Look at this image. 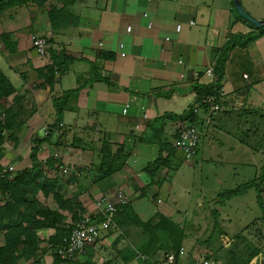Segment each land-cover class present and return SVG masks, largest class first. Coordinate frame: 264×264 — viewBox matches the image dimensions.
Segmentation results:
<instances>
[{
    "label": "crops",
    "instance_id": "crops-1",
    "mask_svg": "<svg viewBox=\"0 0 264 264\" xmlns=\"http://www.w3.org/2000/svg\"><path fill=\"white\" fill-rule=\"evenodd\" d=\"M241 3L253 18L264 20V0ZM255 33L239 18L233 0H37L34 5L3 12L0 55L6 63L0 68L10 86L8 105L4 106L21 128L5 144L1 165L3 169L13 168L8 175L14 179L15 174L33 166V148L37 147L40 162L58 160L45 169L48 177L57 179L58 194L80 205V209L72 206L71 212L60 210L52 196L45 198L40 193L35 207L28 212L45 208L60 211L65 217L60 228L68 230L82 216H95L105 195L122 193L142 222H157L156 215L174 222V215L165 212L167 200L161 195L172 190L166 183L179 152L154 178L145 169L160 157V143L173 146L179 128L189 123L186 118L173 117L187 114L196 104L193 87L214 84L215 76L210 79L205 71L217 66L218 52L233 35ZM33 34L49 41V59H43L33 49ZM52 50H66L83 60L56 71L49 83L47 67L53 64ZM11 72L16 74L15 80L9 76ZM80 86L79 94L66 105L62 123L56 126L54 100ZM222 88L228 100L194 159H204L206 140L213 139L221 146L230 142L235 171L245 172L252 167L261 172L264 146L256 149L261 124L255 118L260 115L261 122L264 121V33L245 48L238 47L229 54ZM169 93L171 96L166 97ZM126 105L130 108L124 113ZM165 115L171 117L162 118ZM200 115L204 117L202 112ZM104 146L112 154L123 148L126 158L124 169L111 177L103 176L99 170ZM161 155L166 158L168 151ZM126 177L130 179L125 180ZM257 178L258 175L246 176L242 184ZM8 199V193L0 192V206ZM206 199L202 189L196 199L199 208L209 204ZM218 199L222 204V199ZM143 200L151 201L152 207L143 205ZM206 212L207 216L195 214L191 222L197 229L192 237L209 233V251L199 258L209 255L219 264H264V214L256 218L254 227L247 226L230 235L222 228L229 221L228 216L218 209ZM130 219L125 218L115 229L105 232L74 263L86 262L90 249L95 253V264H144L132 257L143 247L153 259L168 253L167 232L154 230L151 234ZM186 225L184 222L180 226L184 249ZM56 232L45 227L36 230L40 254H52L50 239ZM213 236L217 237V251L213 249ZM0 245H5V231H0ZM192 249V254L184 259L187 263L198 257L194 254L196 246Z\"/></svg>",
    "mask_w": 264,
    "mask_h": 264
},
{
    "label": "trees",
    "instance_id": "trees-1",
    "mask_svg": "<svg viewBox=\"0 0 264 264\" xmlns=\"http://www.w3.org/2000/svg\"><path fill=\"white\" fill-rule=\"evenodd\" d=\"M37 0H0V15L12 8L31 6L34 5ZM239 15V14H238ZM239 18L244 21L247 25L251 26L256 33L248 35H233L230 41L218 52L219 58L217 61V66L215 70V82L209 86L205 85H195L193 91L197 95L196 104H194L187 112V114L173 117L177 120L186 118L189 120V123H195L199 118L194 114V107L198 105L199 107L206 109L204 104V99L209 95L217 92L222 88V81L225 77L226 65L229 59V54L236 48H245L256 38L261 36L264 33V28L258 29L241 16ZM3 37V36H2ZM7 35H4L3 39L6 41ZM52 60L53 64L50 67H47V81L51 83L52 79L55 77L56 71L63 70V67L67 68L69 65L73 64L77 60L82 61L83 59L77 55L68 52L66 50L58 51L52 50ZM95 68V66H92ZM57 69V70H56ZM0 68V174L4 170L1 161L5 156L4 146L7 143L8 139H13L19 132L21 126L15 121L11 112L6 109L3 104L4 99L9 95V83L3 77ZM97 80L107 81L105 78L97 77ZM81 90V86L75 90L67 92L63 97L54 100V108L56 109L57 121L56 126L60 125L63 120V113L66 108L67 103L70 98L76 97ZM171 96L169 93L166 97ZM163 116L162 118L166 117ZM167 117H171L168 115ZM162 118L158 119L160 121ZM155 121V122H158ZM202 123V121H201ZM7 130L9 136L5 137L3 131ZM158 134H156L157 136ZM160 157L152 164L146 167V172L150 174V177L154 178L158 173L159 169L162 166H167L171 157H174L178 152L176 147L171 144H162L160 143ZM167 148V149H166ZM102 157L100 164V171L103 176L111 177L116 173L121 172L126 165V158L123 155V148L117 150L116 153H111L109 149L105 146L102 148ZM168 151V156L166 158L162 157L163 151ZM38 148H33L32 162L33 166L30 169H26L23 172L15 174L14 179L10 180L9 175L3 177L0 176V192L2 194H9V199L7 203L3 206H0V231H5V245H0V264H37L39 255V238L36 233L37 229L40 228H53L56 229V235L50 239L52 246V254L54 260L58 264L74 263L77 261L65 262L62 261L57 254H55V249L57 245L63 243V239L67 238L70 234V229L60 228L64 223L65 217L62 212L52 210L49 208L37 210L34 213L28 212L29 209L34 208V201L37 199L38 194H42L45 198L53 197L54 201L60 208V210H65L71 212L73 208L80 209V205L76 203L75 200H65L57 192L58 181L55 178L48 177L45 173V169L51 168L54 166L58 160L50 159L46 163L39 161L37 157ZM261 176L256 180L263 181L264 178V166L261 170ZM129 180V177H126L125 180ZM255 182L246 184L242 188H237L235 190L228 191L225 193L227 196L232 197L239 193L246 191L248 188H254L256 186ZM259 191V189H258ZM32 196L30 201L27 199V196ZM33 211V210H32ZM130 219L129 222L143 227L146 231L153 234L154 230L165 231L169 235L171 241V248L168 253L179 252L183 248L184 232L180 228L179 224L172 222L168 217L163 215H158V223L152 224L151 221L144 223L140 218L133 212L131 208V203L120 207L118 214L115 218L116 225L121 221ZM39 218V219H38ZM75 218V216H74ZM153 240V235L150 238V242ZM149 242V244H150ZM94 245V244H93ZM146 247L140 249V253L153 259V255L146 253L144 250ZM133 252V251H132ZM133 252L132 257H135L137 253ZM128 253V252H127ZM166 253V254H168ZM89 258L86 262L80 264H95L93 261L94 254L93 250L90 249ZM212 256L207 255L206 258H211ZM144 264H151L150 262H143ZM189 263V262H188ZM76 264V263H74Z\"/></svg>",
    "mask_w": 264,
    "mask_h": 264
},
{
    "label": "rangeland",
    "instance_id": "rangeland-1",
    "mask_svg": "<svg viewBox=\"0 0 264 264\" xmlns=\"http://www.w3.org/2000/svg\"><path fill=\"white\" fill-rule=\"evenodd\" d=\"M5 63V60L0 55V67H3ZM9 76H11L13 80H15V77H17L13 72L9 73ZM7 97L3 101V104L6 106L8 105ZM262 115L264 118V114ZM260 117L262 118L260 115H258L256 118L254 117L256 119V123L261 124V127L258 125L259 130L255 144L257 150H260V148L264 146V121L261 122ZM4 136H9V132H7ZM229 143L230 142H225V146H221L219 143H215L213 139L206 140L203 147L204 159H193L188 163L186 162L187 160L184 159L182 153L179 152L177 154V158L174 159L173 164L171 165V178L167 181L166 185L172 187V190L167 192L166 196L161 195V197L167 200L164 204L166 206L165 208H167L165 212L170 215H174V222L176 224L178 223L179 226H183L184 222L187 224L185 228V249L187 250V254L192 252V248L194 246H196V251L194 254L198 257L205 255V253L209 251L207 250L208 248L206 244L209 233L204 235V232H202L201 236L199 234L198 238L196 236L192 237L195 235L194 232L197 231V229L191 225V222L195 220L192 219L195 214L200 213L207 216L206 211H208V209L221 210L225 214V217H229V221L224 222L222 228L230 235L240 232L247 226L254 227L253 224H255L256 218L262 217L261 215L264 214V189L262 187L263 181L256 180V186L253 189L248 188L246 192L244 191L232 197H229L225 194L228 191L244 187L245 185L242 184V182L245 180L244 177L247 176L255 178L257 175L258 177L261 176L262 173L260 171V173L256 171L258 170L257 168L256 170H253L252 167H247L245 172H241L243 169L235 171L233 168L235 156L231 151V145ZM212 144H214V147H212ZM258 158H262L261 155L258 156ZM257 172L258 174L256 175ZM64 173L66 174V172ZM202 189L206 193L207 202H209V204H206L205 208H199L198 204H196V199L200 198ZM217 192L219 193L218 197ZM28 198L30 199L31 197L29 196ZM218 198L222 199V204L218 202ZM148 200H143L141 203L143 205L152 207V202ZM176 204H178V206H176ZM151 223L155 224L156 222L151 221ZM213 239L215 243V247L213 249L217 251V237L213 236ZM168 242L169 243L168 245L166 244V246L170 250L171 241L169 238ZM212 244L213 243L211 242V245ZM37 258H39L38 264H58L55 262L51 253L47 255L46 252H41ZM182 264L189 263H187L185 260H182Z\"/></svg>",
    "mask_w": 264,
    "mask_h": 264
},
{
    "label": "built area",
    "instance_id": "built-area-1",
    "mask_svg": "<svg viewBox=\"0 0 264 264\" xmlns=\"http://www.w3.org/2000/svg\"><path fill=\"white\" fill-rule=\"evenodd\" d=\"M191 24L193 25L194 23L192 22ZM180 28L181 26L178 25L177 30H180ZM128 30L130 31L131 29L129 28ZM166 40L168 41L169 39ZM31 43L33 49L40 57L43 59H49L51 57L50 43L45 37L33 34L31 36ZM120 48L123 49L124 45L122 44ZM121 55L122 57L126 56L124 52ZM215 70V65L210 66L205 71L206 76L213 79ZM227 100L228 94L221 88L204 99L206 109L198 105L194 107V114L199 120L192 124L186 123L179 128L174 146L178 152L182 153L185 160L192 161L199 154L203 139L209 135L216 117L223 111L224 103ZM129 108L130 106L126 105L124 113H127ZM201 112L204 114L202 118L200 115ZM3 133L5 135L7 130H4ZM12 171V167L8 170L4 169L0 176L8 175ZM64 172L67 173V170ZM128 203V199L122 193L105 195L103 201L98 203L99 212L95 216L85 215L78 219L70 229L69 236L63 240L61 245L56 247L55 254L65 262L76 261L85 253L89 245L97 243L105 232L116 228L115 218L118 210ZM187 255L185 249L181 248L179 252L165 254L160 259H151L143 253L138 252L136 259L140 262H150L151 264H182V260L186 259ZM189 264L219 263L213 258L193 257Z\"/></svg>",
    "mask_w": 264,
    "mask_h": 264
},
{
    "label": "water",
    "instance_id": "water-1",
    "mask_svg": "<svg viewBox=\"0 0 264 264\" xmlns=\"http://www.w3.org/2000/svg\"><path fill=\"white\" fill-rule=\"evenodd\" d=\"M233 1H234L235 9L239 14V16H241L243 19H245L246 21H248L258 29L264 28V20L262 21L257 20L253 18L249 13H247L242 6L241 0H233Z\"/></svg>",
    "mask_w": 264,
    "mask_h": 264
}]
</instances>
